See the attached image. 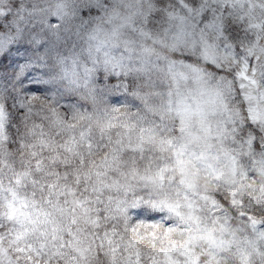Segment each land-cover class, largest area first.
Returning <instances> with one entry per match:
<instances>
[{"label": "snow or ice", "instance_id": "1", "mask_svg": "<svg viewBox=\"0 0 264 264\" xmlns=\"http://www.w3.org/2000/svg\"><path fill=\"white\" fill-rule=\"evenodd\" d=\"M4 58L0 264H264V0H0Z\"/></svg>", "mask_w": 264, "mask_h": 264}, {"label": "trees", "instance_id": "2", "mask_svg": "<svg viewBox=\"0 0 264 264\" xmlns=\"http://www.w3.org/2000/svg\"><path fill=\"white\" fill-rule=\"evenodd\" d=\"M81 15L84 18H87L88 15H89L88 10L87 9H83L82 12H81ZM91 15H96L95 9L92 10ZM243 28H244L243 24L234 23V22L230 23V24L227 25V34L230 36V38H232L234 40L236 38H242L244 36ZM179 58L183 59L184 57H179ZM189 62H191V61H189ZM216 74H217V76L227 75L225 72H223L221 70H216ZM228 78L231 79L230 76ZM101 80H102V77H101ZM109 82L115 84L117 82V79L115 77L110 78ZM32 91H36L35 87L32 88ZM129 99H131V98H129ZM124 100H125V96L120 94V93H117L116 98H114L113 100L110 99L109 102L110 103H114V104H118V103H120V102H122ZM73 102H74V100H73ZM136 103H138V102H136ZM133 110H135V109H133ZM237 127H239V124H237ZM245 128L246 129L248 128L247 124L245 125ZM252 128L255 129L256 127L253 125ZM10 135L13 137V139L15 138V135H16L15 128H12ZM240 135H243V133H241ZM8 147H9L10 151H14L16 149L17 145L15 143L9 142ZM17 167H19L18 164H17ZM221 201L223 202L222 198H221ZM139 245L142 248V250H144L145 252L149 251L150 248H151V242H150V240L148 238H145L144 240L140 241ZM98 260L100 261V264H107V258L104 257L103 253L99 254Z\"/></svg>", "mask_w": 264, "mask_h": 264}, {"label": "rangeland", "instance_id": "3", "mask_svg": "<svg viewBox=\"0 0 264 264\" xmlns=\"http://www.w3.org/2000/svg\"><path fill=\"white\" fill-rule=\"evenodd\" d=\"M11 63H12L11 58H4V59L0 60V73H3L5 70H10ZM116 96H117V94L109 96L108 100H110V99L113 100L114 98H116ZM74 102H75V100H74ZM11 130H12V128L9 130L10 134H11Z\"/></svg>", "mask_w": 264, "mask_h": 264}, {"label": "clouds", "instance_id": "4", "mask_svg": "<svg viewBox=\"0 0 264 264\" xmlns=\"http://www.w3.org/2000/svg\"><path fill=\"white\" fill-rule=\"evenodd\" d=\"M184 59H187V58L184 57ZM202 66L206 69V71L214 72V74L217 75L216 74V69L214 67H210L208 65H203V64H202ZM231 103L233 105L238 104L239 103V100L232 101Z\"/></svg>", "mask_w": 264, "mask_h": 264}]
</instances>
